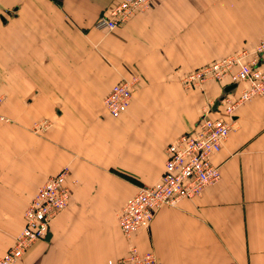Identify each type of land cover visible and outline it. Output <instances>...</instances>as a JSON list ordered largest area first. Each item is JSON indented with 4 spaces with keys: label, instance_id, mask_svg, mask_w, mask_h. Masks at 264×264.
<instances>
[{
    "label": "crops",
    "instance_id": "1",
    "mask_svg": "<svg viewBox=\"0 0 264 264\" xmlns=\"http://www.w3.org/2000/svg\"><path fill=\"white\" fill-rule=\"evenodd\" d=\"M117 1L0 0V255L36 189L67 165L65 208L13 264H103L130 246L160 264H264V97L235 109L211 157L217 183L159 207L130 239L116 222L136 187L159 177L165 147L229 85L186 89L180 76L252 47L264 0H154L108 33L95 29ZM121 79L131 97L113 118L102 98Z\"/></svg>",
    "mask_w": 264,
    "mask_h": 264
},
{
    "label": "built area",
    "instance_id": "2",
    "mask_svg": "<svg viewBox=\"0 0 264 264\" xmlns=\"http://www.w3.org/2000/svg\"><path fill=\"white\" fill-rule=\"evenodd\" d=\"M154 0H119L102 12L94 28L108 33L145 9ZM214 81L235 84L218 104L205 106L189 132L178 135L164 149L162 172L151 183H143L127 197L116 215L117 227L126 239L149 229L154 212L162 206H175L181 199L195 198L220 179L219 167L211 157L223 146L232 128L235 109L253 97H264V32L250 48H241L183 74L181 85L201 88ZM240 85V86H238ZM132 81L121 79L102 98L106 113L113 118L124 113L131 97ZM3 94L0 93V103ZM216 112V116L211 113ZM3 117L0 115V120ZM47 127L42 123L39 127ZM69 167L62 165L36 189L23 211V223L11 246L0 255V264H13L38 239H43L50 221L66 206L70 189L66 184ZM103 264H160L152 250L139 251L130 246L128 253L108 258Z\"/></svg>",
    "mask_w": 264,
    "mask_h": 264
},
{
    "label": "water",
    "instance_id": "3",
    "mask_svg": "<svg viewBox=\"0 0 264 264\" xmlns=\"http://www.w3.org/2000/svg\"><path fill=\"white\" fill-rule=\"evenodd\" d=\"M234 87H235V84H234V83H232V84H230V85H227V86L222 90V93H221L220 97H218L217 99H215V100L213 101V103H212V107L214 108V107L218 104V102L222 99L223 95H224L225 93H227L229 89H233Z\"/></svg>",
    "mask_w": 264,
    "mask_h": 264
}]
</instances>
